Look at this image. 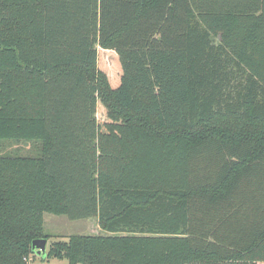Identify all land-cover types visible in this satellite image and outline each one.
<instances>
[{"label": "trees", "instance_id": "1", "mask_svg": "<svg viewBox=\"0 0 264 264\" xmlns=\"http://www.w3.org/2000/svg\"><path fill=\"white\" fill-rule=\"evenodd\" d=\"M45 213L69 264H264V0H0V264Z\"/></svg>", "mask_w": 264, "mask_h": 264}, {"label": "rangeland", "instance_id": "2", "mask_svg": "<svg viewBox=\"0 0 264 264\" xmlns=\"http://www.w3.org/2000/svg\"><path fill=\"white\" fill-rule=\"evenodd\" d=\"M45 229L51 235L50 241L66 240L73 234H98L100 232L96 219L71 221L67 217L45 213ZM48 242V243H49ZM29 264H69L67 260L45 259L36 252L31 256Z\"/></svg>", "mask_w": 264, "mask_h": 264}, {"label": "water", "instance_id": "3", "mask_svg": "<svg viewBox=\"0 0 264 264\" xmlns=\"http://www.w3.org/2000/svg\"><path fill=\"white\" fill-rule=\"evenodd\" d=\"M47 245H48V240L46 238L34 240L32 243L33 250L38 255H45L46 254Z\"/></svg>", "mask_w": 264, "mask_h": 264}, {"label": "crops", "instance_id": "4", "mask_svg": "<svg viewBox=\"0 0 264 264\" xmlns=\"http://www.w3.org/2000/svg\"><path fill=\"white\" fill-rule=\"evenodd\" d=\"M48 242H49V240H48Z\"/></svg>", "mask_w": 264, "mask_h": 264}]
</instances>
